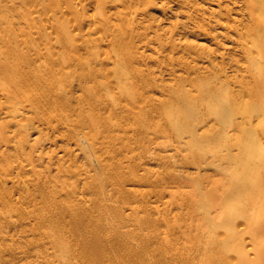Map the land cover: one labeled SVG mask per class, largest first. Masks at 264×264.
I'll list each match as a JSON object with an SVG mask.
<instances>
[{
	"label": "bare ground",
	"instance_id": "bare-ground-1",
	"mask_svg": "<svg viewBox=\"0 0 264 264\" xmlns=\"http://www.w3.org/2000/svg\"><path fill=\"white\" fill-rule=\"evenodd\" d=\"M9 1L10 3L8 4L9 7H7V10L5 9L7 5L4 4L5 2H2L1 5L4 4L2 10L5 9L6 13H14V17L17 18H14L16 20L12 19L14 22H3L0 20V205L7 213L8 219L6 218V220L9 226H11V228H19L18 235L20 238L18 236L19 239L14 238L15 241H12V244H17L22 240L24 241L25 245H22V249L19 248L20 245L17 246L18 250L20 249L23 252L21 253L22 255L20 254V256H17L19 261H25L23 264H43L42 261H39V257H42L45 262L44 264H264V153L256 154L252 151L251 146L238 145L239 152L232 155L238 159L235 164L229 166L228 169H224L221 164H213L216 168V170L213 171L214 173L211 171V173L208 172L204 176L200 175V179L203 182L195 185V182H193L195 181L193 180L195 176L190 177L188 173L187 178H184L178 173L172 163L165 160L164 154L158 153L156 147L150 148V146L147 145L150 140L147 139L149 136L148 133L146 134V131L150 129V127L140 123H144L147 117H152L154 112L161 111L162 100L158 99L159 96L156 95V93H159L162 87L147 78V73L144 68H142V65L146 64L149 57L144 52H136L134 47H128L127 41L130 35L127 34V40L122 38L119 39V37L117 38L120 43L118 46L121 45L124 54L118 57V60H115L113 64L115 65L114 68H121V70H115V74L117 79L122 81L123 86L119 84L118 92L114 93L111 91L108 95L110 97H108L105 95L108 82H100L98 78L102 75L106 77V70H112V68L106 67L104 70L101 61L98 63L97 60H93V58L100 57L97 56V54L96 57H93L96 53V50L93 51L95 48H91L92 51H90L91 49L82 50L85 46H76L75 43L77 41V43L81 44L83 41L78 42L79 39L77 40L76 38V41L72 43L75 36H73V32L70 31L71 29H68V26L71 24H66V26L68 25L66 27L64 26L65 24L62 26V22L60 25L59 23L63 19V17L60 18L61 14L58 13L59 20L58 14L55 16L54 13H52L53 15L49 13V10L54 9V4H52V8H50V5L46 4L50 9L47 12L49 14H44H46V17L49 15L55 16L52 20H55H53V23L56 22V25H54L58 27L59 33L64 29L59 28V26L66 27L65 31L68 29V31L71 32V38H73L71 40L67 38V41L63 45L60 44V46L59 44H55L58 40L57 35L59 36L65 31L63 30L64 32L58 34L55 30L57 35L54 36L57 40L53 43L51 42V33L53 34V32H49L50 26L48 27V32L46 31V26L51 24L49 23L50 19L48 20V18H44V16H39L41 13L39 9H43V5V7L40 6L41 8L37 7L39 9L35 6L36 10L32 8L33 13L34 11H40L37 13V16L44 18V21L47 19L45 22L48 21L49 24L45 23L46 26L42 25L41 30L38 29L35 33L31 34L30 31H26V25L29 27L31 23L33 25L35 22L34 20V23L29 22V19L32 20L33 17L31 16L30 18V15H32L30 14L31 10H28L29 8H25L26 10L23 9L24 6L26 7L27 3L24 4L19 2L22 4L21 9L25 10L23 13L19 12L20 8L16 10L18 6L16 0ZM51 1L56 2V0ZM72 1L74 2V0ZM79 1L83 3L84 0ZM87 1L89 3V0ZM94 1L93 6L96 3L99 4H96V13L93 15L97 17L96 14H98L97 18H99V16L104 13H100L99 8L105 5L103 3L106 0L104 2H102V0H98V2L96 0ZM135 1L139 4L141 3L139 0H134V3ZM66 2L68 1L66 0ZM109 2L114 3L112 6L117 4H115V2L119 3L118 0L115 2L114 0H110ZM219 2V4H221L222 1L220 0ZM242 2L243 6L245 5L244 8L246 7L247 9L248 14L246 17L248 19H246L247 21L249 20V22L243 24V20L236 18L235 20L238 19L239 21H243V23L240 22L243 24V27L239 28V26L235 27L234 25V28H236V31H238V28L241 29V31H239L242 33H239L243 34L244 38L248 37L246 39L249 41H246V39L244 40L243 37L240 39V34L238 35L239 37H236L238 32L233 31V33H236L235 37L238 39V43H243L239 47L247 51L246 55L244 54L245 52L243 53L244 57L247 56V58H245L248 59V64H244V68L246 66V78L250 79H245L244 82V77H241L240 79H243L238 81L239 79L237 80L236 78V76L238 77L237 72L235 78L238 82L235 79L234 81L239 84L237 86L241 87L239 88V93L242 89L244 92L241 91V93L243 94H238L237 92L234 93V95L233 93L230 96L227 95L229 93L227 90L233 87L231 85H229V88L225 86L228 93L225 91L226 94H223L229 96L227 98H231L232 96L233 98L231 99L235 102L239 101V104L237 105L236 103L235 106L233 105L235 103L234 101L233 104L230 102L232 105V107L231 105L229 106L230 110L231 108L236 109L233 107H238L241 104L240 100H236L239 95H242L240 97L244 98V95L248 93L247 95L250 99L248 98L249 101L246 100L253 106V111L250 112V114L254 117L256 116L255 119L253 118L255 121L260 113L264 115V0H243ZM29 3L27 5H30ZM59 3L60 1L58 4ZM85 3L83 5L85 7L84 10H88L87 7L89 5L86 3L87 6ZM90 3L92 2L90 1ZM111 3L109 4L107 2L108 5H111ZM122 3L121 5H124ZM69 4L68 7L70 6ZM139 4H137V7ZM213 4L217 5L216 3ZM234 4L235 6L237 5V3ZM31 5L34 6L37 4L33 3ZM77 5L80 7L81 4ZM141 5L140 7H142ZM221 5L220 8H222ZM232 6L234 7L233 4ZM54 7L57 10L56 7L59 6L56 5ZM66 7L67 4L64 10L69 14L78 12L77 9L79 10L81 8L80 10H82V12L80 10L79 12L85 16L83 7L77 8L73 4L70 8L72 9L75 7L76 11L72 9V12L68 10L70 8L67 7L68 9H66ZM107 8L108 7H105V9ZM116 8L118 9V7ZM230 8L227 9L229 10ZM232 8L230 11H232ZM45 9L47 10V8ZM123 9L125 10V7ZM2 10L0 9V16L4 18L5 15L2 14L6 13L5 10ZM27 10L28 12H26ZM119 10H121V8ZM124 10H121V12L126 13ZM126 10L129 11L127 8ZM228 10L226 11L224 9L223 11L228 12L227 15H230ZM233 10L238 11L239 9L234 7ZM134 11H130V14L134 13L133 16H136L138 11L137 9L136 12ZM141 11L142 10H139V12ZM144 12L143 9V14ZM195 12L198 14L199 11L195 10ZM221 12L218 11V16L215 17H223L222 15L224 14L222 12L221 15ZM213 13L212 10L209 14L211 15ZM10 14L9 17L7 16L9 20L12 15ZM76 14H72V17L75 16L76 18ZM117 14H115L117 18H122L121 14ZM83 15L78 16L76 19L81 18ZM103 15L101 18L105 17V15L104 17ZM225 15L223 19L227 17ZM37 16L35 15L34 17ZM50 16L49 18H51ZM126 16H129V14ZM205 16L209 19L207 15ZM65 17L67 18L68 16L65 15ZM0 18L3 19L2 17ZM8 18L6 20H8ZM55 18L59 21H56ZM69 18L70 17L67 19L69 20ZM83 18L85 21L87 20L86 17ZM110 18H112V16H110ZM210 18L214 19L213 17ZM67 19L66 21L68 22ZM106 19H103L102 22H106ZM220 19L222 20V18ZM227 19H229V17H227ZM23 20L26 25L24 23L23 26H20ZM52 20H50V22H52ZM221 20L215 21L214 19L215 22H211L212 24L209 25H215L213 23L218 22L217 25L225 27L224 29L228 28L229 25L227 27L226 24L229 21L225 20L227 22L225 26L223 23L224 20L222 22L223 25L220 24L219 21ZM78 21L81 22L80 20ZM107 22L109 23L110 21L108 20ZM4 23H8V29L11 26L9 32H6L8 29ZM73 23L74 22H72V24ZM103 23H100L98 20V25H103ZM110 23L108 25H110ZM230 23H232V21ZM78 24L81 25V23ZM105 24L104 26H99L109 28V26H105ZM122 24L124 23L122 22ZM73 25L75 28L76 25ZM118 25H120V23L117 24V26ZM87 26L85 24L83 27ZM89 26L87 27L88 29ZM92 26L93 25H91V27ZM129 26L131 27L133 25L130 24ZM110 27L114 28L115 24ZM202 27L200 29L199 25L200 32L208 30L206 27H203V29ZM214 27L217 28L216 25ZM17 28L21 30V34L15 30ZM52 28L54 29L56 27ZM132 28L133 27L130 29L134 31L135 28ZM53 29L52 31H54ZM79 29L83 30V28H78V30ZM127 29L129 30V28ZM220 29H218V31ZM90 30L96 31L95 28L94 30L92 28ZM137 30H139V27ZM79 31L81 32V30ZM95 31L92 32V34H95ZM214 31L212 33H215ZM85 32L88 33V31ZM246 32L247 36L244 34ZM81 33L83 34V31ZM116 33L115 35H117ZM118 33H121V37H125L123 34L126 33V31L123 33L120 32L119 29ZM132 33L131 35L137 34L136 32L134 34ZM203 33H205V31L202 32L201 35ZM228 33L229 31L227 32V37ZM107 34L108 32L104 36L106 37ZM111 34L114 35V33ZM216 34L219 37L220 34ZM221 34L223 35V33ZM229 34L231 35L232 31ZM67 35L69 36V34ZM67 35L65 34L66 37ZM77 35L80 36L79 33ZM208 35H211V39L214 37V34L212 35L208 32L203 36L207 37ZM233 36H231V41L235 38ZM98 38H101V36ZM221 38L222 36L220 39ZM54 39L53 37V40ZM61 39V41H63L64 38ZM68 39L72 42H69ZM239 39L243 42H240ZM41 40H47L48 42L41 45L39 44ZM85 40H87V37ZM130 40H132V38ZM102 41L103 39L100 40V42ZM116 41L117 40L114 39V44L117 45ZM217 42L218 40L214 43ZM236 42L237 41H235V44H237L238 49V45L240 44ZM247 42H250L249 46ZM220 43L218 45H222L224 48L225 43L222 44L221 41ZM94 45L98 46L97 43ZM227 47L230 49L231 45ZM234 48L236 49V47ZM240 49L241 48H239V51ZM243 50L241 52H243ZM222 53L224 54V52ZM225 54H220L224 56L223 59L225 58ZM229 58H227V60ZM237 61L239 62V60ZM238 62L237 66L239 65ZM137 65H139V67ZM240 65H242V63ZM238 69L237 71L239 72L244 71ZM226 71L227 70L224 71V74L228 75L230 70L227 72L228 74H226ZM242 72L241 75L243 76L244 73ZM228 76L230 80L233 79L230 75ZM228 76L227 78L225 77V79H228V81H225L226 83L223 82L225 79L223 80L220 78L223 82L221 84L222 87L230 82L233 83L235 87L233 80L230 81ZM217 84L216 82L215 85L218 86ZM221 85L218 87H221ZM215 87L214 89L218 90V88ZM236 90L238 91V88ZM236 90L234 88V92ZM231 91L229 94H231ZM245 91L246 94H244ZM213 92L214 91L211 93ZM220 93H222V91H220ZM235 94L238 96L234 99ZM113 96H118L119 100H113ZM213 96L217 97L218 94L214 92ZM224 100H226V98ZM121 102L124 103L122 104ZM227 103L228 101L226 104ZM228 105L229 104H227V106ZM222 110H225V108H222ZM237 111H239L238 108ZM253 112L255 113L253 114ZM107 113H115L120 122L112 123L108 121L110 116H106ZM250 114L245 115L246 118L244 117L245 119L242 120L240 124H242L243 121L247 123L249 120L247 116ZM217 115L218 113L216 116ZM260 115L258 120L262 122L264 118H261V121L259 119ZM251 117L249 120L250 125L251 122H254ZM135 120L138 122V125L131 130L130 123H133ZM37 123L40 126L42 125V128L39 129L40 135L43 134V130L46 128L53 133H58L63 143L66 136L73 135V133L79 129L91 135L92 139L94 138V143L92 142V145H94L93 149L95 153L102 156L100 157L99 168L95 169L98 172L93 174L88 168L81 170L80 168L82 166L80 168L76 166L77 168L73 169L71 167L69 168V165L68 170H65L63 167L57 165V169H55L58 173L55 174L53 166L55 164L53 163L55 159L53 158H55L54 155L56 152L54 151V155L51 152L50 154L53 155L51 156L49 153H44L43 150H37L39 147L37 142H35L37 139L33 141L35 143L31 142V129L35 130V128H39V125L37 127L35 126ZM246 127L247 126H245V128ZM6 128L10 130L8 131ZM66 140L65 143L68 142ZM53 141L58 142L57 137H54ZM76 141L77 139L75 142ZM84 143H86V141ZM251 144L264 148L263 143ZM195 149L196 147L193 151H195ZM72 150H69L70 153ZM65 151L66 150H64V152ZM66 152L68 154V151ZM61 155L64 156V154H60V156ZM46 157L48 160H46ZM68 158L72 160L70 157ZM61 159L64 161L66 158L64 159V157H61ZM8 160H11L12 164L10 161L8 162ZM256 160L260 161L248 167ZM64 163L67 162L64 161ZM73 163L77 164L75 162ZM152 163L158 165L157 170L150 167ZM60 164H62V162ZM65 166L67 165L65 164ZM74 166L75 165H72V167ZM159 168H163V170H158ZM62 175H64V177ZM216 176H218V178ZM181 177H183L184 180H182ZM187 179H192L193 181L190 180L191 182H189ZM168 180L170 182H167ZM192 183L194 184L192 185ZM183 184L193 187L196 193L203 192V194H205L208 199L207 206L211 209V212H215V214L213 215L212 213V215L219 223L221 230H218L216 226L207 228L205 219L202 215L197 213L198 207L193 200L183 201L182 204H189L191 202L192 211L190 215H188L190 218L193 215L194 218L189 222H187L188 219L186 223L185 221L182 223L183 220L180 219L182 207L179 196ZM145 186H150L155 189L153 190L155 193H152L153 191L146 194L141 192V188ZM13 195L17 197L14 198ZM168 195L171 196L172 200L166 201ZM14 214H17V217L16 215L14 216ZM238 224L242 225L239 226ZM3 233L4 232H2V234ZM0 236H2L1 233ZM36 241H40V245L38 247L32 246L33 244H36V246L38 245ZM248 242L251 243L249 246H247ZM2 249L5 250L3 246ZM2 249H0V252L3 251ZM8 250L11 252L10 256H16L15 250ZM5 253L7 252L5 251ZM2 254L4 255V252L1 253V256Z\"/></svg>",
	"mask_w": 264,
	"mask_h": 264
},
{
	"label": "rangeland",
	"instance_id": "rangeland-1",
	"mask_svg": "<svg viewBox=\"0 0 264 264\" xmlns=\"http://www.w3.org/2000/svg\"><path fill=\"white\" fill-rule=\"evenodd\" d=\"M8 1L9 0H7V3H6V0L5 1L0 0V9L1 10H2L4 4L7 5L6 8L4 7L7 10V7H9L8 4L10 3V1L9 2ZM16 1H15L16 4H18L16 10H18L20 8L19 12H23V11L25 12V10H26L25 8H29L28 10H31L30 14H32V15H30V18H31V16H33V17H32V20L29 19V22L31 23L34 20L35 23L33 22L34 23L33 25L31 23V25L28 27L23 20L22 21L23 24L22 23L20 24V26L21 25L23 26L25 23L26 31H30L31 34L35 33L38 29L41 30L42 25L46 26L45 23H47V24L51 23V24L46 26L47 30L45 29V27H44V29L48 32V30L50 28L51 31L49 30V32H53V34L51 33V35H52V39H51L52 41L51 42L52 43L58 39L55 44L56 45L59 44V46H60V44L63 45L67 41L66 40L67 38H70V40L73 39V38H71L72 35L70 36L71 32H73L72 34H73V36H75L74 40H72L73 41L72 42V41H69V39H68L69 42L74 43V41H76V39L77 40L79 39L78 42L83 41L81 44H84V43L87 44V45H85V44L81 45V44L77 43V41H76V43H75L76 46L77 45H80V47L85 46L84 49H82V50H90L91 48H95L93 51L96 50V53L93 55V57H96V54H97V56H100V57L93 58V60H97L98 63H99V61H101L103 63L102 67L104 70L106 69V67L112 68V70H106V77L102 75L100 78H98V80L100 82H108V88L105 90L106 96H108L111 91H113L114 93L118 92L119 84L121 86H123L122 81L120 79H117L116 74H115V70H121V68L120 69L114 68L115 65L113 63L115 60H118V57L123 56V54H124V51H123L121 45L118 46V44H120L118 42V40L120 38L127 40L126 39L127 34L130 35L132 40H130L131 38L128 36L129 37V39L127 41L128 47H134L135 48L134 50L136 52H144L149 57L146 64L142 65V68H144V70L147 73V78H149L150 81H152V82H156L160 87H162L160 89L159 93H156V95L159 96L158 99L162 100L161 111L154 112L152 117H147L146 121L144 123H140V124H146L150 127V129H148L146 131V134L148 133V136H149V138H147V139L150 140L147 143V145H149L150 148L156 147L158 149L157 150L158 153L164 154L165 160L172 163L174 165V168L184 178H187L188 173L190 174V177L195 176V178L193 179L195 181L190 179L193 182H195V185L201 184L203 182L200 179V175L204 176L208 172L211 173V171H212V173H214L213 171L216 170V168H215V166H213V164H221L224 167V169H228L229 166H232L233 164H235L238 161V159L232 155L237 154L239 152L238 145L251 146L252 151L256 154H263L264 153V148L259 147V146L254 145V144H251V143H263V145H264V121L261 120V118L262 119L264 118V115L262 113H260L261 115L259 114L260 115L259 119L262 122H260L258 120L259 115H258L257 119L254 121L256 116L254 117L250 114V112L253 111V106L251 105L250 102H248L250 97H248V95H247L248 93L246 94V91L244 93L247 95V96L244 95L245 99L240 97L242 95L238 96L235 94L234 99L236 96H238V98L236 100L241 101L240 102L241 104L238 107H233L236 109L231 108L229 110V108H230L229 106L231 105L230 102H232V104H233L234 100L231 99V98H233L232 96H231V98H227L230 95H232V93H233V95H234V93H237V92H238V94H243V93H241L242 89L239 93V90H240L239 88H241V87L237 86L239 84H237L234 81V79L236 80V78H237V80L239 79L238 81L243 79V78L240 79L241 77H244L243 81L245 79H247V80L250 79V78H246L247 77L245 74L246 73V71H245L246 66L244 68V64L245 65L248 64V61H247L248 59H246L247 56H245L246 58L244 57V54L246 55L247 51H244L242 49V47H239L243 43H238L239 41H238V39H236V37H239V36H240V39H242V37L244 38V35L240 34L242 32H240L241 29H239V28L243 27V24H246L249 22V20L247 21L248 18L246 17L248 14L247 9H246V7L244 8L245 5L243 6V4H242L243 0H241V1L240 0L239 1L238 0L237 1L236 0H221L222 5L219 4L220 0H213V1L212 0H145V1L139 0V2L142 3V5H141V3L139 4L136 1L134 3V0H132V1L131 0H118L119 3L115 2L117 0H114L115 4L117 3L115 6H112L114 3L109 2L110 0H108V1L106 0V1L109 4L111 3V5H108L105 0H102V2L105 1L106 3L104 2L103 4H105V5H102V6L100 4L101 8H99V11H100V13L104 12L103 14L105 15V17L107 19L104 17L103 14H101V16H99V18H97L98 14H96L97 17L93 15L96 13L95 12V10L97 8L96 4H99V3H96L93 6L94 0L93 1L89 0V3L87 0H84L83 3H80L79 0L78 1L76 0V2L74 0L75 3L72 0H70V1L67 0L68 2H66V0L65 1L64 0H58V1L56 0V2L50 0L52 3L49 0H46V1L45 0L44 1L43 0H30V1L29 0H22L23 2L18 1V0H16ZM31 1L37 5L32 6L31 4H33V3ZM59 1H60V3L58 4ZM61 1H63L64 3ZM85 1L89 6L85 3ZM90 1L92 3H90ZM96 1L98 2V0H96ZM99 1H101V0H99ZM111 1H113V0H111ZM2 2L3 3L5 2V3L3 5H1ZM19 2L24 3V4H26V3L28 4L30 2L29 3L30 5L26 4V7L23 5L24 6L23 9H25V10H23V9H21L22 4H20ZM77 2H79V3H77ZM120 2L121 3L123 2L122 4H124V5H121ZM61 3L65 4V5H63ZM76 3L81 4L80 7H83V13H85V16L83 14H81L82 10H80L81 8ZM84 3L88 6L87 7L85 5L88 10H84L85 9V7L83 6ZM213 3H216L217 5H215ZM230 3H232L234 5V7L236 9H239V10L238 11L233 10L234 7ZM234 3H237V5L235 6ZM46 4L50 5V8H52V4H54V6L57 5L59 7H56L57 8V10H56L55 7L53 6L54 9L49 10L50 8H48V5H46ZM66 4H67V7H68V4L70 6H73V4H74L75 7L78 6L77 8H80L79 10L81 12H79V10L77 9L78 12L73 13L71 10L75 9L74 11H76L75 7H73L72 9L70 8V6L68 7L70 9H68L66 7V9L70 10V12H72L73 15H75L77 13L76 18L80 15H83V16H81V18H79V19H76L75 16L72 17L73 15L71 13L69 14L64 10ZM137 4H139L138 7H137ZM238 4H242V5H238ZM42 5L44 6V8H43L44 10L39 9V8L43 7ZM60 5L61 6L63 5L64 7L63 6L61 7ZM140 5L142 7H140ZM220 5L222 8H220ZM225 5H226V8H225ZM35 6H36V8L39 7L37 9H39L41 11L39 16H44V18L46 17V14H44V13H47L48 10H49V13L51 15H53L52 13H54V15L57 16V14L60 13L62 15V16L60 15V18L63 17V19L59 24L61 25L62 22H63L62 26H63V24H65L64 26H66V24H68V23L71 24L69 26L67 25L69 27L68 29L69 30L71 29L70 30L71 32H69L68 29H66L67 31H65V28L67 26L62 27V26H59V24L57 23L59 28H61V29L64 28L63 30L66 32L65 33L62 30L60 33L64 32L66 35L69 34V36L67 35V37H66L64 33H62V34L59 33L58 27L55 26L56 22L53 23L54 19L52 20V18H54L55 16L49 15L51 17V18H49V16L47 15L48 17H46V18H48V20L49 19L52 20V22H50V20H49V23H48V21L45 22L47 19L44 21V18L37 16L38 15L37 13L40 11H38V12L34 11V13H33L32 8H34L36 10ZM98 7H99V5H98ZM105 7H108L107 8L108 10L111 9V7H112L113 10L111 9V10H109L110 11L109 12L107 9H105ZM116 7H118V9ZM124 7H125V10L123 9ZM230 7L231 8L233 7L232 11H230L231 10ZM45 8H47V10ZM60 8H61V10H60ZM120 8H121V10L126 11V13L121 12V10H119ZM126 8L129 11H127ZM138 8H139V10H142L141 11L142 13L139 12ZM142 8L145 11L144 14H143ZM219 8L223 12L224 15L226 14L225 16L229 17V19L232 21L233 24L230 23L231 21L229 19H227V17H225L223 19L224 15H222V12L219 10ZM223 8L226 11L228 10L227 8H230L228 10L230 12V15L229 14L227 15L228 12L223 11L224 10ZM136 9L138 11V13H137L138 16L137 15L133 16L134 13H132V12L134 10H135L134 12H136ZM4 10H2V11H4ZM6 10H5V13H6ZM12 10H11V12H12ZM28 10L26 12H28ZM195 10L199 11L198 14L195 12ZM212 10L214 13L210 15L209 13H211ZM217 10L219 12H221V15L223 17H220V18H222V20L220 18H216L218 16ZM130 11H132L131 12L132 14H130ZM115 12L119 13V15L121 14L122 18H119V17L117 18L115 16V14H117V13H115ZM7 13L6 14L9 17L10 12H7ZM49 13H47V14H49ZM86 13H88L89 15ZM90 13H92V14H90ZM106 13L107 14L109 13L110 16H112V18H110L109 14L107 15ZM191 13H192V15H191ZM231 13H233V14H231ZM6 14H2V15H5L4 18H3V16H0L3 18V19L0 18V20H2L3 22L4 21L5 22H7V21L8 22H11V21L14 22V20H16L14 18H17V17H14V15H13L14 13L13 14L11 13L12 15L10 14L11 17L9 20V18L6 16ZM34 14L37 17H34L35 16ZM128 14H129V16H126ZM208 14H209V16H208ZM65 15L70 17L69 20H71V21H69L67 19L68 17L66 18ZM91 15H93V16H91ZM102 15L104 18H101ZM194 15H196V16H194ZM205 15H207L209 19H207ZM117 16H118V14H117ZM64 17H65V20H64ZM83 17H86L87 20L85 21V19ZM133 17H137V18H133ZM201 17H203V18H201ZM210 17H213L215 19V21L221 20V21H219L221 25H223L222 24L223 20H224V22H223L224 25H225V23H227L226 21H229L228 22L229 24L228 23L226 24L227 27L229 25V27H228L229 29L228 28L224 29L225 27L217 25L218 22L213 23L217 26V28L214 27L215 25H209V24H212L211 22H215L214 19H211ZM7 18H8V20H6ZM198 18H200L201 20ZM236 18L243 20L244 23H243V21H239L238 19H237L238 21L235 20ZM12 19H14V20H12ZM38 19L40 22L38 21ZM42 19H43V21H42ZM58 19H59V14H58ZM66 19L68 20V22L66 21ZM83 19H84V21H83ZM97 19L99 20L100 23H103L102 22L103 19L104 20L106 19L107 21L109 20L111 22V23L109 22L110 25H108L109 23L107 21L106 22L104 21L103 25L99 24L101 26H104L105 23H108V24H105V26L107 25V26H109V28L105 27L106 28L105 29L104 27L99 26ZM216 19H218V20H216ZM59 20L56 19V21H59ZM78 20H80L81 22H79ZM95 20L97 21V23ZM64 22H66V23H64ZM72 22H74L73 24L76 25L75 28H74V25L72 24ZM76 22H77V24L81 23V25L78 24V25H80V26H78L76 24ZM88 22H90V23H88ZM122 22L124 24H122ZM240 22H242L243 24ZM116 23L117 24L120 23V25L117 26ZM4 24H6L5 26H7V29H8V25H7L8 23H4ZM85 24H86V26L87 25L89 26V29L87 28L88 26L83 27V26H85ZM114 24H115V27L111 28L110 26H112V25L114 26ZM130 24L133 25L131 27L135 28L134 31L130 29L131 28L129 26ZM91 25H93V26L91 27ZM199 25H200V29L203 25H204L203 26L204 28L206 27V29H208L207 31L203 30L202 32L205 31L206 34H207V32L212 34V35L214 34V37H213L214 39L213 38H212L213 40L211 39V35L210 36L208 35L207 37L203 36L205 33H203L201 35L202 32L199 31L200 30ZM234 25H235V27L239 26V28L237 29L238 31H236V28H234ZM52 27H56V28L53 29ZM77 27L83 28V30L79 29V30H81V32L83 31V34L85 31H88L89 34L87 32H85V34L83 35L78 30ZM122 27H125L126 29L122 28ZM138 27H139V30H137ZM203 27H202V29H203ZM230 27L231 28L233 27V28L231 29ZM10 28H11V26L9 27L8 30H6V32H9ZM76 28H77V30H76ZM91 28L93 30H94V28L96 29V31L94 30L95 34L94 33L92 34V32H94V31L90 30ZM127 28H129V30ZM215 28H216V30L214 31ZM17 29H15V30L18 33H20L21 30H19V29L17 30ZM52 29L54 31H52ZM107 29H109L110 31ZM119 29H120V32H123V33H124V31H126V33L123 34V35H125V37L120 36L121 33H118ZM209 29H211V30H209ZM218 29H220L221 31L220 30L218 31ZM223 29L226 31H224ZM22 30H23V28H22ZM55 30H56V32H58V34H60L59 36L56 34ZM212 30L215 33H212L213 32ZM228 31H229V33H231V31H232V34L234 36L232 34L230 35L228 33V37H227ZM233 31L238 32L236 37H235L236 33H233ZM24 32H25V26H24ZM77 32L80 34V36L82 34V36L80 37L79 35H77L78 34ZM107 32H108V34L105 37L104 35ZM135 32L137 33L136 35L134 34ZM219 32L223 33V35ZM111 33H114V35ZM115 33L117 35H115ZM131 33L134 35H131ZM216 33L220 34L219 37L217 36ZM63 34H64V36H63ZM244 34L246 35L247 32ZM54 35L55 36L57 35V39ZM87 35L89 36L90 40H89ZM100 36L103 39L102 42H100V40H102V39L98 38ZM114 36H117V37H114ZM221 36L223 39L222 38L220 39ZM229 36H230V38H229ZM231 36L235 37L232 39V41H231ZM53 37L55 38L54 40H53ZM86 37H87V40H85ZM118 37H119V39H117ZM215 37H217V38H215ZM61 38H64L63 41H61L62 40ZM227 38H229V39H227ZM246 38H248V37H246ZM246 38H244V40ZM114 39L117 40L116 41L117 45L114 44ZM216 39L218 40L219 43H220V41L222 42V44L225 43L224 45L226 46V48L224 46V48H225L224 49L222 45H218L219 44L218 42L214 43L217 41ZM226 39H227V41H226ZM247 40L248 39H246V41ZM58 41H60V42H58ZM112 41H113V43H112ZM229 41L232 43H230ZM235 41H237L236 43L240 44V45H238V47L241 48L240 51H239V48L237 49V44H235ZM47 42H48L47 40H41L39 42V44L42 45V44H45ZM95 42L98 44L99 47L97 45H94V44H96ZM240 42H243V41L240 40ZM90 43H91V46H90ZM131 43H134V44H131ZM249 43L247 42L248 46L250 45ZM229 44L231 45L230 49H229V47H227V46H230ZM234 47H236V49L238 51ZM242 50H243V52H241ZM90 51H92V49ZM222 52H224V54L226 53L224 59H223L224 56H221V55H224ZM239 53H241V54H239ZM226 57L227 58L232 57L234 59L229 58L230 60L229 59L227 60ZM237 60H239V62ZM246 61H247V63H246ZM237 62L239 65L242 63V65L237 66ZM137 66L139 67V65H137ZM229 67H233V68H229ZM239 67H241V68H239ZM234 68H236V69L233 70ZM237 69L238 70L242 69L245 71V72L244 71L242 72L240 70L242 73H244L243 76L241 75V72L237 71ZM225 70H227L226 74L229 73L228 75H230V77H232L233 79L230 80L229 76L224 74ZM231 70L236 71V72H233ZM237 72H238V77L236 76V78H235V74H237ZM224 75L226 78L228 76L230 81L233 80L235 87H234L233 83H231L230 81H229L230 82L229 84L227 83L228 85L223 84L224 86L222 87L221 84L225 81H228V79H225ZM220 78H222L223 80L225 79V80L222 82ZM216 82L218 83L217 84L218 86L221 85V87H222L221 90H220L221 87H218L215 85ZM229 85L233 86L232 87L233 90L232 89L227 90V88H225V86H228V88H229ZM215 86L218 88L219 92L217 89H216L217 91L214 89ZM236 87L238 88V91L236 90L237 89ZM234 88L236 90L235 92H234ZM226 90L229 93L232 90L231 94H229ZM212 91L217 93L218 96L214 97L213 96L214 92L211 93ZM220 91H222V93H220ZM225 91H226V93H228L227 95H229V96H225V94H226ZM242 92H244V91H242ZM223 93H225V94H223ZM108 97H110V96H108ZM225 98H226V100H224ZM112 99L113 100H119V97L113 96ZM227 101H228L227 104H229L228 106L226 104ZM245 101H247L248 103ZM121 103L123 104L124 102H121ZM236 103L238 105L239 101L235 102L233 105L235 106ZM231 107H232V105H231ZM222 108H225V110H222ZM237 108L239 111H237ZM247 111H248V113H247ZM217 113H218V115L216 116ZM246 113L250 114L252 116V117L250 115L247 116L248 117L247 119L250 120V117H251L252 121H254L253 123L251 122V125H250L249 120L247 123L243 121L242 124H240L241 121L246 118L245 117V115H247ZM254 113L255 112H253V114ZM151 114H150V116H151ZM242 114H243V118H242ZM106 116H110L108 118V121H111L112 123L113 122H115V123L120 122V120L118 119V117L115 113H113V114L107 113ZM240 116L242 119L240 118ZM261 116H263V117H261ZM130 124H131L130 125L131 130H133L138 125V122L135 120L133 123H130ZM38 125L39 124L37 123V125H35V126L37 127ZM245 126H247V127L245 128ZM40 128H42V125L41 126L39 125V128H35V130L31 129V131H32L31 132L32 134L30 135L31 142L32 143L37 142V144L39 145L37 150H43L44 153L50 154L52 152V154H53L56 152V154L58 156L56 154L55 155L53 154L55 157V158H53V159H55L53 161V163L56 164V165L55 164L53 165L54 170H55V172L54 171L53 172L55 174L58 173L56 170L57 165H59L60 167H63L65 170L66 169L68 170V165H69V168L71 167L73 169H76L77 167L80 168L81 166H82L80 168L81 170L88 168L91 170V172L93 174H96L98 172L95 169L99 168L98 165L100 162V157H102V156L100 154L95 153V150L93 149L94 145H92L94 143L93 142L94 138L92 139L91 135H88L87 132H86L87 133L86 134L83 130L79 129V130H76L74 132L75 135L73 133V135L66 136L67 140L66 139L65 140L68 142L65 143V140H64V143H63V141L60 138V136L58 135V133H53L52 131L47 130L46 128H44V130H43V134H42L43 136L40 135V132H39ZM6 130L9 131L10 129L6 128ZM54 137H57L58 142L53 141ZM68 137H69V140H68ZM35 139H37L38 141ZM76 139H77V141L75 142ZM34 140H35V142H33ZM85 141H86V143H84ZM141 143H143V142H141ZM195 147H196V149H195V151H193ZM68 148L70 151L73 149L74 153H73V150L70 153ZM59 149L60 150L62 149L61 151H63V152H61ZM64 150L68 151V154L66 151H65L66 152L65 153ZM227 151L230 153H228ZM72 153H73V156H72ZM52 154H50V155L53 156ZM60 154H64V156H62V155L60 156ZM76 154H77V156H76ZM223 154H225V155H223ZM67 155H69V156H67ZM71 156H72V158H71ZM61 157H64V159L66 158L64 161L67 162L68 164L64 163V161H62L63 159H61ZM68 157H70L73 160V162H75L77 164H74L72 162V160H70ZM75 157H77L78 159ZM188 159H189V161H188ZM46 160H48L47 157H46ZM58 160H61V161H58ZM68 160H70V161H68ZM9 161L12 164V161L8 160V162ZM259 161L260 160H256V161L252 162L248 167L252 166L255 163H258ZM61 162H62V164H60ZM65 164L67 166H65ZM71 164L75 165V166L72 167ZM150 167H153L154 169L157 170L158 165L156 163L155 164L152 163V164H150ZM158 170H163V168L162 169L159 168ZM62 176L64 177V175H62ZM183 177H181L182 180H184ZM216 177L218 178V176H216ZM190 180H188V181L191 182ZM167 182H170V181L168 180ZM193 184L194 183H192V185ZM189 185H190V183H189ZM189 185L183 184L181 186V190H180V196L179 197H180V202H181V207H182V215H180V219L183 220L182 223H184V221L186 223V220H188V219L189 220L187 222H189L192 220V218H194L192 214H191L192 215L191 218L189 216L191 211H192L191 202L189 204H182L183 201L193 200V202L198 207L197 213H199L200 215H202L204 217L207 228H212L213 226H216L218 230H221L219 227V223L213 217L215 212L214 211L211 212V209L207 206V200L208 199L205 196V194H203V192L202 193H196L193 190V187H191ZM153 190H155V189H153L150 186H145V187L141 188V192H144L145 194L151 193ZM152 193H155V191H153ZM16 197L17 196L15 195L14 198H16ZM169 200H172L170 195L167 196L166 201H169ZM181 207H180V209H181ZM2 208L3 207L0 205V209H1L0 212L3 211L0 213V218L2 217L1 218L2 220L0 219V233L2 235V236H0V241H1L0 249H2V246H3V248H5V250L2 249L3 250L2 252H4V255L2 254V256H1L2 252H0V258H1L0 264H20V263L23 264V263H25V261H23V260L19 261L17 256H20V254L23 253L20 249L23 248L22 245H25L24 241L22 240V241L18 242L19 244L18 243L12 244L15 241L14 238H17V239L20 238V236L18 235L19 228L16 229L14 227L11 228V226H9V223L6 220L7 213ZM212 213H213V215H212ZM3 214H4V216H3ZM15 215L17 217V214H14V216ZM186 217H188V218H186ZM238 225L241 226L242 224H238ZM2 232H4V233L6 232V233L2 234ZM4 236L6 239L4 238ZM2 241H4V242H2ZM36 242L38 243V245L36 246V244H33L32 246L38 247L40 245V241L39 242L36 241ZM9 243H11V244H9ZM8 244H9V246H8ZM250 244L251 243L248 242L247 246H249ZM11 245H12V248H11ZM18 245H20L19 250L17 247ZM8 249H10V250L12 249V251L15 250L16 256H10L11 252H9ZM5 251L8 254L5 253ZM50 256H51V254H50ZM41 259H43V258L39 257V261L40 262L42 261V263L44 264L45 263L44 259L43 260H41Z\"/></svg>",
	"mask_w": 264,
	"mask_h": 264
}]
</instances>
